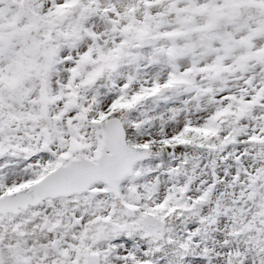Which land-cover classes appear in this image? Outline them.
<instances>
[{
  "label": "snow or ice",
  "instance_id": "1",
  "mask_svg": "<svg viewBox=\"0 0 264 264\" xmlns=\"http://www.w3.org/2000/svg\"><path fill=\"white\" fill-rule=\"evenodd\" d=\"M0 264H264V0H0Z\"/></svg>",
  "mask_w": 264,
  "mask_h": 264
}]
</instances>
